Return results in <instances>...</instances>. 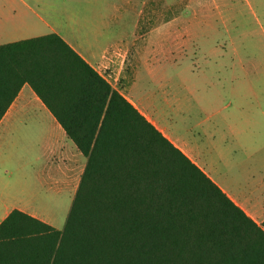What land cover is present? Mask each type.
Instances as JSON below:
<instances>
[{
  "label": "trees",
  "instance_id": "trees-1",
  "mask_svg": "<svg viewBox=\"0 0 264 264\" xmlns=\"http://www.w3.org/2000/svg\"><path fill=\"white\" fill-rule=\"evenodd\" d=\"M24 84L85 166L62 230L6 217L0 264H264V223L57 35L0 46V120Z\"/></svg>",
  "mask_w": 264,
  "mask_h": 264
},
{
  "label": "rangeland",
  "instance_id": "rangeland-1",
  "mask_svg": "<svg viewBox=\"0 0 264 264\" xmlns=\"http://www.w3.org/2000/svg\"><path fill=\"white\" fill-rule=\"evenodd\" d=\"M38 5L42 17L61 20L78 44L120 42V50L105 51L121 69L111 83L155 128L199 153L222 182L240 178L244 166L264 164V149L256 159L233 152L240 139H264V0H38ZM226 118L244 130L232 136L209 130ZM47 132L1 134L0 148L13 156H37ZM69 197L58 196L57 207L46 211L58 231Z\"/></svg>",
  "mask_w": 264,
  "mask_h": 264
},
{
  "label": "crops",
  "instance_id": "crops-1",
  "mask_svg": "<svg viewBox=\"0 0 264 264\" xmlns=\"http://www.w3.org/2000/svg\"><path fill=\"white\" fill-rule=\"evenodd\" d=\"M38 7V0H0V46L55 34L138 110L133 101L111 83L119 79L121 69L116 67L115 56L112 53L107 55L105 51L112 50L115 53L121 49L120 42L114 41L105 47L78 44L72 32L61 20L54 18L53 15L42 17L37 11ZM149 105L147 107L144 104L147 108ZM262 117L264 119V112ZM242 126L231 124L226 118L224 124L212 125L209 130L214 132L223 130L225 134L227 132L232 136L235 132H242L244 130ZM29 129L48 131L41 154L24 158L4 153L0 148V224L12 211H18L52 227L51 213L46 211L57 207V197L62 194H69L70 201L73 200L85 166V158L67 139L54 117L31 88L24 84L0 120V135ZM157 130L194 163L253 223L261 227L264 223V164L244 166L240 169V178L233 180V183L222 182L220 174L213 172L201 160L199 153L190 148L185 141L172 139L160 127ZM245 142L244 139L236 141L233 152H242L256 159L264 149V139ZM219 156L221 157V153Z\"/></svg>",
  "mask_w": 264,
  "mask_h": 264
}]
</instances>
